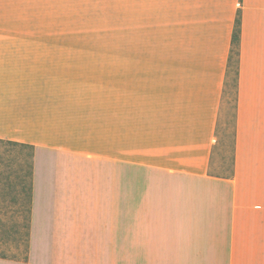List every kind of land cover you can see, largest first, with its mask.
<instances>
[{
  "label": "crops",
  "instance_id": "0c3cea01",
  "mask_svg": "<svg viewBox=\"0 0 264 264\" xmlns=\"http://www.w3.org/2000/svg\"><path fill=\"white\" fill-rule=\"evenodd\" d=\"M102 1L0 0V19ZM129 2L135 25L177 26L178 39L163 60L160 98L131 90L123 108L115 88L108 144L104 133L84 140L73 106L59 105L55 83L43 80L51 61L19 48L70 38L0 33V140L33 147L28 257L0 264L187 263L123 258L122 229H202L196 258L221 261L196 264H264V0ZM233 49L230 170L218 175L211 168Z\"/></svg>",
  "mask_w": 264,
  "mask_h": 264
},
{
  "label": "rangeland",
  "instance_id": "374dc122",
  "mask_svg": "<svg viewBox=\"0 0 264 264\" xmlns=\"http://www.w3.org/2000/svg\"><path fill=\"white\" fill-rule=\"evenodd\" d=\"M94 9L27 11L19 18L0 19V33L51 34L70 40L19 43L20 49L41 51L51 61L43 80L55 83L59 105L73 106V128L83 133L89 144L96 136L112 141V115L115 88L123 95V108L129 105V93L156 92L160 98L162 66L167 53L177 43L178 27L160 24L135 25V11L129 0H105L89 3ZM98 7V8H96ZM171 11L170 13H172ZM35 14V15H31ZM176 14V12H175ZM144 22L143 19H138ZM151 22L159 20L152 19ZM235 56L229 63L222 125L212 174L226 175L230 170L232 118L235 113ZM54 92V90H53ZM228 125V126H227ZM227 126V127H226ZM30 150L0 143V200L15 196L25 201L27 192H18V177L30 165ZM11 172L6 181L4 175ZM27 181V177L23 176ZM14 184L7 191L6 183ZM6 220V221H4ZM0 223V256L17 252V239L24 229L8 218ZM202 229H122L123 258H168L196 264L215 259H197L204 244ZM198 239V240H196ZM22 247V246H21ZM100 256H108L105 251Z\"/></svg>",
  "mask_w": 264,
  "mask_h": 264
},
{
  "label": "trees",
  "instance_id": "16d2710c",
  "mask_svg": "<svg viewBox=\"0 0 264 264\" xmlns=\"http://www.w3.org/2000/svg\"><path fill=\"white\" fill-rule=\"evenodd\" d=\"M239 21L238 19L235 22V28L233 31L232 36V44L233 47L236 48L238 40H239ZM235 56L237 58V51L232 50L231 56L229 58V63L231 62V57ZM236 78H237V60L235 59V88H236ZM235 103V98H234ZM234 136V133H233ZM0 143L12 145V146H19V147H25L30 150V165L28 167V170L23 176L27 177V181L24 180V177H18L19 180V190L18 192H27V198L25 201H20L15 196L9 197V199H2L0 200V223L4 224L5 218H8L13 222V225L16 227H21L24 229V239L22 243L20 242L21 237L17 239L18 245L15 247L16 254L11 257L7 256H0V258L4 259H17V260H26L28 257V248H29V223H30V214H31V204H32V156H33V147L29 145L19 144L11 141H3L0 140ZM11 172H8L6 175H4L5 180L7 181L9 178ZM0 177H3V173L0 170ZM7 191H14L15 186L14 184L7 182ZM22 246V247H21Z\"/></svg>",
  "mask_w": 264,
  "mask_h": 264
}]
</instances>
